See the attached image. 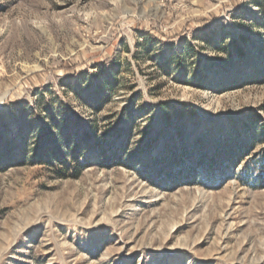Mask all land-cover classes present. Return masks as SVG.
<instances>
[{
  "label": "rangeland",
  "instance_id": "rangeland-1",
  "mask_svg": "<svg viewBox=\"0 0 264 264\" xmlns=\"http://www.w3.org/2000/svg\"><path fill=\"white\" fill-rule=\"evenodd\" d=\"M0 264H264V0H0Z\"/></svg>",
  "mask_w": 264,
  "mask_h": 264
}]
</instances>
